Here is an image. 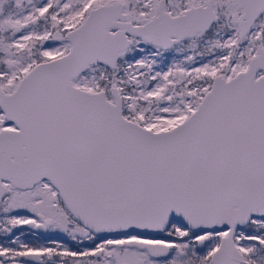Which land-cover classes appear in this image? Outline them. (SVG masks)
Masks as SVG:
<instances>
[{"label":"snow or ice","instance_id":"snow-or-ice-1","mask_svg":"<svg viewBox=\"0 0 264 264\" xmlns=\"http://www.w3.org/2000/svg\"><path fill=\"white\" fill-rule=\"evenodd\" d=\"M0 264H264V0H0Z\"/></svg>","mask_w":264,"mask_h":264}]
</instances>
